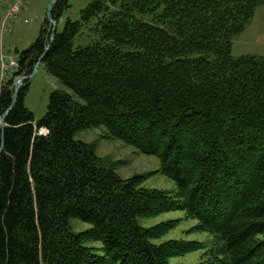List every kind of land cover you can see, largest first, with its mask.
Returning <instances> with one entry per match:
<instances>
[{
  "label": "trees",
  "instance_id": "1",
  "mask_svg": "<svg viewBox=\"0 0 264 264\" xmlns=\"http://www.w3.org/2000/svg\"><path fill=\"white\" fill-rule=\"evenodd\" d=\"M262 4L91 0L47 52L43 27L17 74H31L44 55L74 94L53 93L36 121L22 85L3 137L0 123V264H264V57L232 55ZM66 5H55L56 19ZM93 20L95 40L75 48ZM14 94L13 80L0 77V122ZM94 128L157 156L177 191L142 188L140 176L107 167L77 138ZM176 210L218 237L220 252L172 263L203 244L157 242L178 221L139 219ZM72 219L90 226L76 232Z\"/></svg>",
  "mask_w": 264,
  "mask_h": 264
},
{
  "label": "rangeland",
  "instance_id": "2",
  "mask_svg": "<svg viewBox=\"0 0 264 264\" xmlns=\"http://www.w3.org/2000/svg\"><path fill=\"white\" fill-rule=\"evenodd\" d=\"M59 1L0 0L1 81L7 82V80L12 79L15 91V83L18 79L23 81L20 88L25 84L29 86L25 97V105L33 112L36 121L42 119L47 113L53 93L56 91H67L74 94L72 90L44 68L43 59L37 67L39 59L31 74L27 72L17 74L20 69L19 54L33 45L38 39L42 28H46V47H51L53 43L51 41L53 37L52 28L56 26V33H61L68 21H81L82 11L91 0H66L67 5L62 16L56 19L53 11ZM52 2V15L55 23H52L48 18V11ZM94 26V20L83 26L80 35L75 39V48L86 46L92 39L95 40L96 33L92 31ZM232 55L235 58L244 55L264 57V4L257 8L252 21L246 28L234 36ZM39 133L44 135L46 130L42 129ZM77 138L93 144L98 156L103 158L104 164L113 168L123 178L140 176L139 186L142 188L158 189L172 194L177 191L175 182L160 173V160L157 156L141 153L135 146L128 145L123 140L110 137L104 128L81 131L77 134ZM171 220L178 221L177 225L172 227L167 235L157 242L182 240L201 242L203 244V248L199 251L172 258V263H199L202 259L208 257V253L212 251L218 253L222 249L223 242L209 232L198 231L196 229L197 221L188 218L186 211L183 210L162 213L151 219L140 218L139 223L144 227H152ZM72 224L76 232L85 230L90 226L79 219H72ZM87 245L96 248L101 247V243L98 241L88 242Z\"/></svg>",
  "mask_w": 264,
  "mask_h": 264
},
{
  "label": "water",
  "instance_id": "3",
  "mask_svg": "<svg viewBox=\"0 0 264 264\" xmlns=\"http://www.w3.org/2000/svg\"><path fill=\"white\" fill-rule=\"evenodd\" d=\"M52 10H53V2L52 4L50 5L49 7V11H48V18L49 20L52 22V23H55L54 22V19H53V15H52ZM53 30V37L51 39V41H53L54 39V36H55V33H56V26L52 28ZM49 46L46 47L45 49V52H47L49 50ZM44 55L40 58V61L39 63L37 64V67L40 65V62L42 61ZM22 80L18 79L15 83V88H16V91H15V95H14V99H13V103L12 105L10 106V108L5 112V114L3 115V118H2V121H1V126H2V130L4 131V128L6 126V117L8 115V113L12 110V108L15 106L16 102H17V98H18V91H19V88H20V85L22 84ZM2 137H3V133H2Z\"/></svg>",
  "mask_w": 264,
  "mask_h": 264
}]
</instances>
